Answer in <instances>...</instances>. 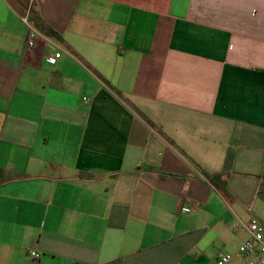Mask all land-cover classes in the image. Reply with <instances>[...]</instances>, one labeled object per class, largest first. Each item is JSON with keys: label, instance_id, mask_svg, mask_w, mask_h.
Returning a JSON list of instances; mask_svg holds the SVG:
<instances>
[{"label": "crops", "instance_id": "crops-1", "mask_svg": "<svg viewBox=\"0 0 264 264\" xmlns=\"http://www.w3.org/2000/svg\"><path fill=\"white\" fill-rule=\"evenodd\" d=\"M32 6L59 37L31 20L28 53ZM0 168V264L235 251L264 204V0H0Z\"/></svg>", "mask_w": 264, "mask_h": 264}, {"label": "built area", "instance_id": "built-area-1", "mask_svg": "<svg viewBox=\"0 0 264 264\" xmlns=\"http://www.w3.org/2000/svg\"><path fill=\"white\" fill-rule=\"evenodd\" d=\"M22 21L27 26L26 51L33 53L40 40L46 37L31 21L29 11L22 16ZM61 55L58 49L56 53H46L45 57L51 63H56ZM249 210H253V207L250 206ZM242 226L246 231L245 239L235 251L219 254L212 264H264V221L253 214ZM39 253L37 247L28 251V255L35 260L40 258Z\"/></svg>", "mask_w": 264, "mask_h": 264}, {"label": "trees", "instance_id": "trees-1", "mask_svg": "<svg viewBox=\"0 0 264 264\" xmlns=\"http://www.w3.org/2000/svg\"><path fill=\"white\" fill-rule=\"evenodd\" d=\"M30 19L35 23V25L37 27H39L42 31H45L48 35L53 36V37H59L57 31H55L54 29H52L41 17V15L39 14V12L33 8V6L31 7L30 10ZM145 118H147L145 116ZM148 120V119H147ZM150 124H152L154 127H156L152 121L148 120ZM162 135L165 136V134L160 130L159 131ZM9 176L6 173V171L2 168H0V184L3 183L4 181L8 180ZM212 183L219 188L222 192L226 193V183H219L218 179H220V177L218 176H212Z\"/></svg>", "mask_w": 264, "mask_h": 264}, {"label": "rangeland", "instance_id": "rangeland-1", "mask_svg": "<svg viewBox=\"0 0 264 264\" xmlns=\"http://www.w3.org/2000/svg\"><path fill=\"white\" fill-rule=\"evenodd\" d=\"M260 197L262 198V201L264 203V178H263L262 186L260 188ZM257 215L261 220L264 221V204L259 210H257Z\"/></svg>", "mask_w": 264, "mask_h": 264}]
</instances>
